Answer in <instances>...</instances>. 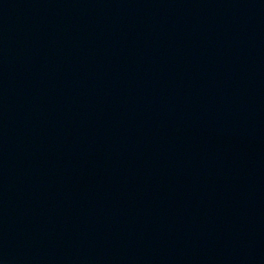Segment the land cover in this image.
<instances>
[{"label":"water","instance_id":"95a60500","mask_svg":"<svg viewBox=\"0 0 264 264\" xmlns=\"http://www.w3.org/2000/svg\"><path fill=\"white\" fill-rule=\"evenodd\" d=\"M0 264H264V0H0Z\"/></svg>","mask_w":264,"mask_h":264}]
</instances>
